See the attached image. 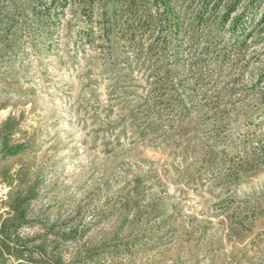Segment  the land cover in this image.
<instances>
[{
  "label": "rangeland",
  "instance_id": "obj_1",
  "mask_svg": "<svg viewBox=\"0 0 264 264\" xmlns=\"http://www.w3.org/2000/svg\"><path fill=\"white\" fill-rule=\"evenodd\" d=\"M38 1L0 0L4 264H264V2Z\"/></svg>",
  "mask_w": 264,
  "mask_h": 264
},
{
  "label": "trees",
  "instance_id": "obj_2",
  "mask_svg": "<svg viewBox=\"0 0 264 264\" xmlns=\"http://www.w3.org/2000/svg\"><path fill=\"white\" fill-rule=\"evenodd\" d=\"M76 1L79 0H45L44 7L50 10L51 8H55L57 6H65ZM137 1L141 2L143 5H148V3H151V5L155 7L158 14L157 21L160 25H162L159 26L160 32H163L162 30L170 29L171 31H174L175 34H178L181 30V18L183 16V11L180 12L178 8H182L183 10V8L188 5L187 3L195 2L196 4H200L201 8L199 10L197 9V11L194 13V19L202 22V19L208 15L210 7L215 4L216 0H113V6L115 7L113 12L114 20L117 18H124L126 23L125 25H127L130 32L133 30L141 29L142 24L144 25L146 23L152 22L153 20L150 12H148V9L146 7L143 8L142 13L137 12ZM38 2L41 4L43 0H39ZM85 2H89V4L93 5L94 0H85ZM261 2H264V0L248 1L244 11L232 20L234 32L238 31L239 29H242L243 31L245 30L243 27V20H246L247 17L254 11V8H258ZM234 11L235 7L230 6V8L224 14V21H227L230 14ZM104 21L107 23L106 18ZM111 26L112 24H108V27L104 29L106 35L111 33ZM163 26H165L164 29H162ZM24 201L25 200H21L19 204H17V206H15L14 208V221H16L17 223L23 222L24 219V210L21 209L22 205L26 203ZM6 233V226L2 225L0 228V234L5 236ZM0 247L2 248V252H0V264H4L5 259L3 256V251H6L7 253H9V255H12V253L5 240H1V238ZM14 257L17 260H21L23 259V254H15Z\"/></svg>",
  "mask_w": 264,
  "mask_h": 264
}]
</instances>
